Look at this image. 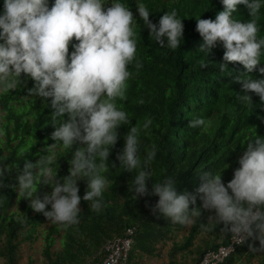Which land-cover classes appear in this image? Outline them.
I'll list each match as a JSON object with an SVG mask.
<instances>
[{
  "label": "clouds",
  "instance_id": "clouds-1",
  "mask_svg": "<svg viewBox=\"0 0 264 264\" xmlns=\"http://www.w3.org/2000/svg\"><path fill=\"white\" fill-rule=\"evenodd\" d=\"M221 3L223 10L214 20L196 17V31L203 41L198 50L208 56L218 44L222 45L221 72L226 71L229 62H238L247 74L258 69L259 79L244 75L235 79L245 92L239 96L240 101L252 105L247 93H254L264 104V66H260L264 64V37L258 35L264 0ZM240 5L250 13L248 22L234 16ZM137 8L152 41L161 48L181 47L184 23L175 10L166 11L158 23H153L152 13L143 2L137 3ZM134 18L123 0H3L0 94L16 89L22 74L29 76L35 82L29 95L42 98L51 109L48 123L54 128L51 138L55 141L35 163L24 159L15 190L29 201L32 210L65 230L79 224L81 200L87 201L93 211L101 210L103 194L110 187L105 173L120 138L119 129L132 124L117 101L125 98L132 76L129 66L134 64L137 70L143 66L137 58ZM210 123L196 117L189 127L207 130ZM151 125L152 120L145 119L142 129L146 131ZM140 132L141 125L131 126L117 154L120 168L135 173L130 189L135 200L158 197L153 211L187 229L197 224L202 210H214L206 230L222 224L221 231L230 232L235 244L255 239L259 247H249L264 251V136L256 134L247 141L239 167L227 185L222 173H203L196 190L202 205L190 207L196 204L197 195L178 192L172 177L155 181L149 189L157 148L153 145L142 158ZM57 149L64 156L71 153L69 174L62 177L53 167ZM4 175L5 170L0 168V178ZM81 180L87 181L83 197L78 186ZM43 185H50L52 191L41 197L39 189Z\"/></svg>",
  "mask_w": 264,
  "mask_h": 264
},
{
  "label": "trees",
  "instance_id": "trees-1",
  "mask_svg": "<svg viewBox=\"0 0 264 264\" xmlns=\"http://www.w3.org/2000/svg\"><path fill=\"white\" fill-rule=\"evenodd\" d=\"M134 16L137 39V58L142 67L129 66L132 76L126 95L118 100V107L128 114L131 125L121 126L120 138L109 157V189L103 194L102 208L93 211L87 201L81 200L79 224L67 230L48 224L42 214L31 209L29 201L15 190L24 159L36 162L46 155L54 128L50 120L51 109L42 98L29 95L34 81L24 74L17 88L0 94V168L5 175L0 178V264H20L24 243L43 240L42 264H95L103 259L100 250L105 243L123 237L129 228H135L133 246L128 264H144L145 259H158L167 250L168 264H199L204 255L227 245L230 232L221 231L223 225L206 230L208 217L213 211L202 210L201 218L191 229L172 224L153 208L158 197L134 199L130 191L135 173L120 168L117 154L124 147V135L131 126L141 125V157L153 145L157 156L152 164L153 179H176L178 192L197 195L201 176L205 172L222 173L225 185L239 167L238 160L246 150V143L256 134L264 136V104L254 93L252 105L239 100L245 92L236 77L244 75L261 78L258 69L251 74L238 62H229L225 72L224 49L219 45L210 54L198 50L202 37L196 31V17L215 19L223 10L221 0H123ZM143 2L150 10V19L158 23L166 11L175 10L184 23V41L176 50L161 48L152 41L149 29L139 17L137 3ZM51 6V4H50ZM110 7L111 5H107ZM3 0H0V12ZM236 19H251L246 6L240 5ZM259 36L264 37V9L258 20ZM73 49L69 48L71 52ZM264 63V59H262ZM264 66V64L260 65ZM203 117L211 121L207 130L189 127L191 119ZM145 119H151L150 129L143 130ZM71 153L64 156L57 149L54 168L59 176L69 174ZM18 164V165H17ZM115 164V167L112 166ZM228 166V167H227ZM81 197L87 181L78 182ZM50 185L39 189L41 197L50 193ZM197 195L195 205L201 207ZM50 210V206H49ZM259 241L250 239L238 245L223 264H264V251H255ZM168 246V247H167ZM28 264H36L30 258Z\"/></svg>",
  "mask_w": 264,
  "mask_h": 264
},
{
  "label": "built area",
  "instance_id": "built-area-1",
  "mask_svg": "<svg viewBox=\"0 0 264 264\" xmlns=\"http://www.w3.org/2000/svg\"><path fill=\"white\" fill-rule=\"evenodd\" d=\"M135 228H129L123 237L111 239L100 250L104 257L95 264H128L129 255L133 246ZM240 244H235L230 238L227 245L220 246L217 250L207 252L199 264H223Z\"/></svg>",
  "mask_w": 264,
  "mask_h": 264
},
{
  "label": "rangeland",
  "instance_id": "rangeland-1",
  "mask_svg": "<svg viewBox=\"0 0 264 264\" xmlns=\"http://www.w3.org/2000/svg\"><path fill=\"white\" fill-rule=\"evenodd\" d=\"M50 224V222L48 223ZM42 248H43V240L40 238L34 244L24 243L22 247V254L20 258V264H28L30 258L36 262V264H42Z\"/></svg>",
  "mask_w": 264,
  "mask_h": 264
},
{
  "label": "crops",
  "instance_id": "crops-1",
  "mask_svg": "<svg viewBox=\"0 0 264 264\" xmlns=\"http://www.w3.org/2000/svg\"><path fill=\"white\" fill-rule=\"evenodd\" d=\"M168 247V246H167ZM144 264H168L167 250H163L158 259H145Z\"/></svg>",
  "mask_w": 264,
  "mask_h": 264
}]
</instances>
